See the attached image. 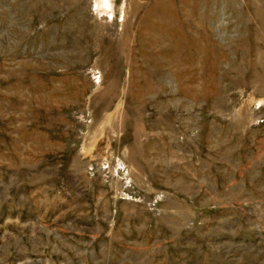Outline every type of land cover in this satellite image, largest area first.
Listing matches in <instances>:
<instances>
[{
    "label": "rangeland",
    "instance_id": "rangeland-1",
    "mask_svg": "<svg viewBox=\"0 0 264 264\" xmlns=\"http://www.w3.org/2000/svg\"><path fill=\"white\" fill-rule=\"evenodd\" d=\"M0 264H264V0H0Z\"/></svg>",
    "mask_w": 264,
    "mask_h": 264
},
{
    "label": "bare ground",
    "instance_id": "bare-ground-1",
    "mask_svg": "<svg viewBox=\"0 0 264 264\" xmlns=\"http://www.w3.org/2000/svg\"><path fill=\"white\" fill-rule=\"evenodd\" d=\"M159 10V9H158ZM150 23H154L151 19L149 20ZM146 31H147V35H149V32L147 30V27H146ZM150 38V37H149ZM149 47L150 48H154L155 46L152 44V39L149 40Z\"/></svg>",
    "mask_w": 264,
    "mask_h": 264
}]
</instances>
